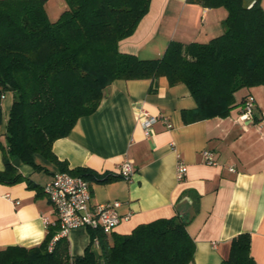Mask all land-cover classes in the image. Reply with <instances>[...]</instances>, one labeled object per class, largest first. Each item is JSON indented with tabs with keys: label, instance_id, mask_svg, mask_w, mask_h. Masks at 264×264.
<instances>
[{
	"label": "crops",
	"instance_id": "1",
	"mask_svg": "<svg viewBox=\"0 0 264 264\" xmlns=\"http://www.w3.org/2000/svg\"><path fill=\"white\" fill-rule=\"evenodd\" d=\"M52 3L46 0L45 8L49 19L56 20L66 3L58 0L59 10ZM260 4L264 10V0ZM226 16L223 6L151 0L134 32L119 41L118 49L140 58H159L172 40L204 43L220 35ZM150 85V79L114 80L95 111L81 116L66 136L52 143L53 153L68 169L81 167L97 175L119 176L88 180L91 205L120 202L121 220L107 233L108 241L112 242L113 233L128 234L139 224L181 213L189 217L186 227L195 242L190 264H218L227 259L231 240L242 232L250 233L255 262L264 264V87L240 89L226 117L186 123L182 111L196 107L186 84L170 85L161 76L155 91H150ZM2 93L0 171L5 169L6 124L12 104V92L0 88ZM249 95L255 101L253 118L240 119L243 100ZM142 111L159 117L148 135L140 123ZM206 149L213 152L216 164L203 160L201 153ZM33 160L36 167L12 159L20 179L0 181V250L38 245L48 229L43 217L56 218L43 186L60 168L40 153H34ZM125 160L134 167L129 181L119 173ZM178 161L186 165L181 180L176 176ZM65 238L71 257H81L90 245L96 264H104L100 244L91 241L88 228H72Z\"/></svg>",
	"mask_w": 264,
	"mask_h": 264
},
{
	"label": "trees",
	"instance_id": "2",
	"mask_svg": "<svg viewBox=\"0 0 264 264\" xmlns=\"http://www.w3.org/2000/svg\"><path fill=\"white\" fill-rule=\"evenodd\" d=\"M66 8L50 20L46 0H0V88L12 92L6 124L5 169L0 181L15 182L12 159L33 165L40 153L60 168L87 180L108 181L118 175H97L81 167L68 169L52 151L54 140L66 136L76 121L91 114L116 79L158 78L170 85L184 83L196 102L183 110L186 123L226 117L245 87H264V10L260 0H187L227 10L223 32L208 42L172 40L159 58H140L118 49L148 11L151 0H64ZM246 98H244L245 100ZM243 100V102H244ZM187 217L158 218L137 225L128 234L101 229L97 237L104 264H190L195 242ZM57 226H48L38 245L0 250V264H96L88 245L81 257H71L68 242H49ZM251 236L231 240L229 257L218 264H257L250 253Z\"/></svg>",
	"mask_w": 264,
	"mask_h": 264
},
{
	"label": "built area",
	"instance_id": "3",
	"mask_svg": "<svg viewBox=\"0 0 264 264\" xmlns=\"http://www.w3.org/2000/svg\"><path fill=\"white\" fill-rule=\"evenodd\" d=\"M4 97L5 94L0 95ZM254 97L249 95L243 102V109L240 119H252L254 108ZM162 120L168 127L166 116L161 115ZM159 117L151 115L147 111H142L140 123L145 130L146 135L150 132L152 125L158 121ZM202 158L206 163L216 164L213 152L209 150L202 151ZM233 170V168H231ZM120 176L129 181L134 173L133 163L125 160L119 166ZM186 174V165L183 161H178L176 165V176L181 180ZM43 192L47 195L52 204L56 218L50 220L44 216L47 227L57 226L58 230L49 242V248L60 237H65L68 231L75 227H86L88 229H101L105 233H110L120 222L121 216L118 212L120 202L118 200L91 205L90 183L80 175H73L67 171H58L53 178L43 186ZM127 218V216H125ZM94 243L98 244L97 237Z\"/></svg>",
	"mask_w": 264,
	"mask_h": 264
},
{
	"label": "rangeland",
	"instance_id": "4",
	"mask_svg": "<svg viewBox=\"0 0 264 264\" xmlns=\"http://www.w3.org/2000/svg\"><path fill=\"white\" fill-rule=\"evenodd\" d=\"M52 5H53V7L55 8L54 10H59V8H60V3H58V0H53V3H52ZM55 16V13H54V15L52 14L51 15V18H53ZM57 17H55V19H56ZM53 20H54V18H53Z\"/></svg>",
	"mask_w": 264,
	"mask_h": 264
}]
</instances>
